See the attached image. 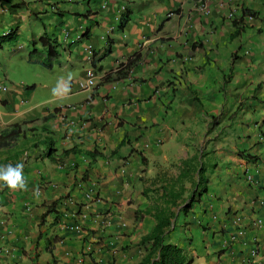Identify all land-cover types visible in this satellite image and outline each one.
I'll return each instance as SVG.
<instances>
[{"label":"crops","instance_id":"obj_1","mask_svg":"<svg viewBox=\"0 0 264 264\" xmlns=\"http://www.w3.org/2000/svg\"><path fill=\"white\" fill-rule=\"evenodd\" d=\"M196 2L0 0V38L57 17L41 35L59 45L70 87L33 103L0 80V165L23 163L27 180L0 187V264H137L156 225L137 212L182 189L167 243L192 264H264V0H209L208 16ZM243 9L252 20L227 19ZM133 57L125 78L104 79ZM90 72L96 87L74 91L68 73Z\"/></svg>","mask_w":264,"mask_h":264},{"label":"rangeland","instance_id":"obj_2","mask_svg":"<svg viewBox=\"0 0 264 264\" xmlns=\"http://www.w3.org/2000/svg\"><path fill=\"white\" fill-rule=\"evenodd\" d=\"M63 5L66 7L68 3H64ZM93 5L94 2L92 1L90 3L92 10H94ZM175 5L177 7L179 4L177 3ZM84 8L86 10L89 9L87 6H84ZM56 19L57 17L54 18L44 15L40 19L31 20L30 23H23V26L18 30L17 36L4 43L0 48V80L7 87L12 85L23 86L29 95L31 93L33 94V103L48 100L51 96L47 93L46 87L56 83L58 84L61 78H65L64 71L59 69V64L63 61L56 59L53 63V70H48L44 65L46 61L44 51L40 46H36V52L32 53L33 47L30 43L32 39L44 32V28L50 34H55V28L57 27L55 25V22H57ZM95 33L98 35L99 31L95 30ZM0 35H2L1 31ZM119 35L121 36V33ZM19 46H22L23 49L17 51ZM70 74L68 73L67 78H70V84L73 90L77 91L78 82L84 81L86 75L79 79L78 75ZM28 86H33V88L27 89L26 87Z\"/></svg>","mask_w":264,"mask_h":264},{"label":"trees","instance_id":"obj_3","mask_svg":"<svg viewBox=\"0 0 264 264\" xmlns=\"http://www.w3.org/2000/svg\"><path fill=\"white\" fill-rule=\"evenodd\" d=\"M128 13H129L128 10H125V12L123 13L121 24L127 21L129 17ZM245 16L254 17L255 13L247 9L241 10V14L237 20H234V24L236 26H238L239 23L241 24V21ZM14 37H15L14 32H8V34L1 37L0 48L4 43L9 41L10 39H13ZM32 44L33 46L39 44L40 47H42L45 50L46 53L45 65L47 67H50L52 62L56 60L58 57L57 48L59 47V45L56 43V40L54 38H49L46 34H43L36 41H33ZM136 58L137 57L128 58L125 62L119 63L115 71H111L110 73H108L104 77V79L108 81L110 80V78H114L116 80L125 78L132 70ZM26 88L32 89L33 86ZM16 130H18V128H16ZM16 130H13L11 133L14 134ZM11 133L9 135H12ZM50 151L52 152V149H50ZM65 153H68V151H66ZM88 156L91 159V163L89 164V168H90V165L92 164V162L95 161L96 157H98V154H88ZM201 172H202L201 170L198 172L199 180L201 179ZM189 174L190 171L185 172V174L182 175V178L184 179L190 177ZM181 192L183 193V189L180 190L179 193H173L171 191H168L167 196L170 199L169 201H165L164 197L161 199L157 198V200L153 205V209L150 210L147 209L142 212H137L136 220H138L139 217L150 216L156 222V225L153 227L149 235L142 238L140 241V244H144V245L147 244L148 249H147V253L137 264H192L193 263V258L189 257L184 249L180 248L176 244L167 243L165 241L167 231L172 225L171 219L174 218V214L171 213L170 207H176L177 205L176 200L178 199L179 196L182 195ZM192 202H193V198L190 197L189 201L182 207L184 213L187 212V210L190 208Z\"/></svg>","mask_w":264,"mask_h":264},{"label":"clouds","instance_id":"obj_4","mask_svg":"<svg viewBox=\"0 0 264 264\" xmlns=\"http://www.w3.org/2000/svg\"><path fill=\"white\" fill-rule=\"evenodd\" d=\"M201 1L206 3L207 8H208L209 0H201ZM124 2L127 3L128 1L124 0ZM198 3H199V0H197V2L195 4L196 9H197ZM208 10H209V8H208ZM197 12H198V10H197ZM236 12H237V10L231 12L230 14L233 15V18L228 19V16H227V19L230 21H234ZM209 13H210V11L208 12L207 15H204V14H201L198 12V14H201L204 16H208ZM170 14H172V16H170ZM175 15H176L175 11H170L166 14V17L170 19V18H173V16H175ZM245 17L249 20V17H251V16H245ZM251 19H253V17H251ZM116 67H115V69H116ZM115 69L113 71H115ZM86 80H87V78H86ZM79 83H78V89H79ZM61 90L65 94L70 91V87H69L68 83L64 82L63 78H61V81L58 82L57 86L52 89L53 96H59L61 94ZM79 91H81V90L79 89ZM23 170H24V164L23 163H17L15 165H13L11 163L7 164V165H0V187H7L8 189H11L13 191L27 190V180L24 176ZM36 194H38V192Z\"/></svg>","mask_w":264,"mask_h":264},{"label":"built area","instance_id":"obj_5","mask_svg":"<svg viewBox=\"0 0 264 264\" xmlns=\"http://www.w3.org/2000/svg\"><path fill=\"white\" fill-rule=\"evenodd\" d=\"M197 10L199 13L201 14H204V15H207L209 10L207 8V4L202 2L201 0H199V3H198V6H197ZM170 16H172V14H170ZM233 18V15L232 14H229L228 15V19H232ZM249 20H252L251 17H249ZM86 54L88 55L87 57L90 58L91 57V54H92V48L91 46H87L86 47ZM96 86V75L93 73V72H90L88 73V76H87V80L85 82H80L79 83V89L81 91H88L92 88H94ZM247 181L248 182H251V178L249 176H247ZM94 191H89V194L86 195V198L87 200H92L94 198ZM262 206V203L260 204ZM0 208H1V205H0ZM262 221L260 219H258L255 224L259 225L261 224ZM242 234L241 230H238L237 232V235H240ZM236 235L232 236L231 237V240H234ZM261 251L264 252V244L261 246ZM259 254V249H253L251 250L250 252V257L251 258H254L256 257L257 255ZM253 263V261H248L247 264H251Z\"/></svg>","mask_w":264,"mask_h":264}]
</instances>
